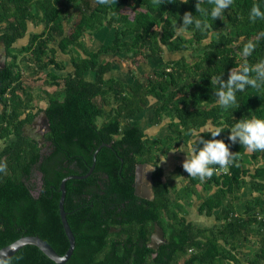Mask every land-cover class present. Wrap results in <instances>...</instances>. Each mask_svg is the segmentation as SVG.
Returning a JSON list of instances; mask_svg holds the SVG:
<instances>
[{"label": "trees", "instance_id": "obj_1", "mask_svg": "<svg viewBox=\"0 0 264 264\" xmlns=\"http://www.w3.org/2000/svg\"><path fill=\"white\" fill-rule=\"evenodd\" d=\"M115 1L118 0H104L103 3L99 0H0V42L7 55L6 65L0 70V105L3 107L0 141H9L12 133L16 136L0 149V160L7 162V170L0 172V249L21 237L37 236L58 255H64L68 241L59 216V184L68 176L87 174L96 152L91 178L65 182L63 209L75 239L73 253L65 264L160 262L158 258L157 261L150 259V250L145 245L149 221H157L164 232L165 243L160 251L168 252V261L171 260L166 264L176 263L179 257H182L181 264H216L220 261L264 264L261 225L255 228V234L260 237L258 251L244 261H239L238 254L218 244V235L235 239L258 223L257 217L264 213V200L258 198L246 211L259 206L258 212L245 218L233 216L231 204L222 207L228 198H236L233 195L244 184L246 176L254 179L253 189L261 190L264 196V183L259 182L264 179V150H254L252 157L259 156L262 166L248 174L241 167V156L247 148L238 142H229V129L226 128L216 138H223L233 152V162L227 171L220 165H212L214 173L200 178L192 177L180 168L181 175L187 178V186L183 188L186 197L194 192L197 184L207 192L213 191L198 205V214L211 216L214 210H220L215 220L217 223L222 221L221 229L217 226L214 229L199 228L185 220L181 214L184 210H178L181 207L176 200L170 199L168 185L162 181V169L152 156L153 148L162 140L147 138L142 128L130 121L149 106L151 100L155 101L151 124L158 125L167 119L163 140L168 139L177 147L184 145L190 130L200 131L205 124L228 126L240 118H264V89L246 86L243 91L237 90L238 106L225 109L216 103L214 90L218 85L212 82L221 73L222 78L227 79L229 69L238 67L241 62L239 52L249 41L256 45L247 57L249 64L264 59V18L249 19L251 6L255 3L264 9V0H233L223 15L215 18L210 15L214 0H200L201 8L207 9V14L197 11V0H135L137 11L124 4L120 7L112 5ZM72 8L75 13H71ZM185 11L208 22L205 30L196 29L194 25L185 29L190 33L188 44L176 30ZM69 17L72 21L65 27L63 20ZM30 20L36 23L34 26H40V31L29 34L27 44L16 48V42L26 35ZM116 22L120 28H115L109 45H101L93 51L82 43L85 33L98 32L104 24L114 28ZM211 33H214V39L204 44ZM54 42L56 46H50ZM162 46L170 52L190 50L192 56L189 60L180 57L162 61L145 81L127 87L121 80L109 76L112 62L101 56L125 53L130 61L139 64L138 58L145 60L146 52L153 57L159 56L163 52ZM24 53L32 56L43 70L52 67L69 71L67 76L54 72L47 74L52 84L60 89L47 94V106L40 110L45 113L50 129L46 140L52 143L53 154L63 157L56 162L68 164L64 172L62 167L55 171L53 167L46 169L40 163V148L21 133L22 125L30 118L20 120V109L28 108L30 96L22 100L15 95L11 99L3 97L12 88L26 94L15 68L18 56ZM57 54L70 56L71 69L65 67L63 60L55 58ZM87 75H92L93 79H88ZM111 100L116 106L105 110L106 105H112ZM140 162H153L155 167L152 176L154 200L146 205L138 204V198L133 195L134 166ZM71 164L73 168H69ZM31 171L43 174L42 187L28 181ZM95 177L100 179L104 190L99 188L93 194L91 213H88L89 208L76 213L72 193L77 185L83 187L84 181H92ZM101 191L105 198L118 199L119 205L112 212L120 210V213L115 217L102 215V208L98 207L100 202L96 201L101 199ZM104 210L108 212V205ZM119 219L122 222L119 223ZM110 227H120L123 234H127L129 241L124 247L112 239L114 237L108 233ZM137 233L141 243L132 242ZM227 238L225 242H228ZM231 248L235 249L234 246ZM132 251L135 257L130 259ZM103 252L106 255L101 256ZM5 261L7 264H56L33 245L23 246Z\"/></svg>", "mask_w": 264, "mask_h": 264}, {"label": "rangeland", "instance_id": "obj_2", "mask_svg": "<svg viewBox=\"0 0 264 264\" xmlns=\"http://www.w3.org/2000/svg\"><path fill=\"white\" fill-rule=\"evenodd\" d=\"M122 4H124L126 8L128 7L133 11H137L138 7L135 4V0H128L127 2L118 0L112 3V5L117 6V7H120ZM71 13H75L74 8H72ZM71 21H72V18L70 17L63 20V22L65 23V27H67L71 23ZM27 23H28L27 33L23 38L19 39L16 42L15 44L16 48H20L27 44L29 34H31L32 32L37 33L40 31V26L39 25L34 26L33 24H36V23H34L33 20H30ZM115 28L117 29L120 28L119 22H116L114 24V28H108L104 24L98 32L104 29L106 31L112 30L113 38H114ZM176 30H177L178 35L181 38H183V40L186 41V44H188L190 41L189 40L190 33L186 30L181 31L179 28ZM98 32H95L93 34L96 35L98 34ZM91 35L89 33H85L84 37L81 40H82V43H84L86 46L89 47V49L95 51L98 49V47L104 44L103 43L98 44V40L96 41L95 44H93L90 38ZM214 37H215L214 33H211L209 35V38L204 42V44L213 40ZM105 40L107 39L105 38ZM50 46L55 47L56 42L51 43ZM162 48H163V52L159 56L153 57L150 53L146 52L145 60H141V57L138 58L139 63L143 61L142 65L134 64L132 61H130L129 58L126 57L125 53L110 54L109 55L111 56L110 61L112 63L115 62L117 64L116 68L113 69V71L111 72V77L121 80L123 84L127 87L129 84H136V83L145 81L146 76L151 74L153 71H155L156 66L162 61L172 60L175 58L178 59L180 57H184L187 60H189L190 56H192V52L190 50L180 51V52L179 51L170 52L165 46H162ZM69 57L70 56L68 54L66 55L57 54L55 58H57L58 60H63V62L65 63V67L68 69H71L70 64H69ZM45 58H47V56ZM46 60L47 59H45V61ZM39 67H40V64L36 63L34 59L32 58V56H30L29 54L24 53L23 55L18 56L15 68L21 76L20 83L23 88V91H25L26 94L25 93L21 94V92L15 91L14 88H12V90H10L8 94V98L11 99L12 96L15 95L19 97L20 100L24 99V97H26L27 95L30 96L27 109L32 113L40 111V110H44L45 107L47 106V94H51L55 90L60 89L59 87H56L55 85L52 84L47 74L49 72H54L55 74H58L59 76L69 75L68 70L58 71L52 67H49L46 70H43L41 67L40 68ZM34 69L37 71L35 72ZM87 76H88V79H93L92 75L91 77L89 75ZM154 103L156 102L151 100L150 105L145 107L142 112L132 117L130 121L131 123L138 125L140 128H142L147 138L150 137V138L162 140V142L156 148H153L154 150L152 151V156L154 158L155 163L162 169V181L168 185L170 199L176 200V204L181 207V208H178V210L179 211H181V209L184 210L185 213L181 212V214L184 216L185 220L191 223L192 225L197 226L199 228H210V229H214V227L217 226L218 229L219 228L221 229L222 221L218 223L216 220H214L215 223H213L212 221V217L214 216V213L217 211V209L213 211L211 216H206L205 214H198V211H197L198 205L204 199H206L207 197H210L209 195L212 192H207L201 184H197L194 187V192L189 197H186L184 195L183 188L187 186V180H186L187 178L181 175L180 168L182 167V161L185 159V154L184 152L178 150L179 147H182L183 145H179L175 147L173 143L168 141V139L163 140V138L166 136V126H167L166 120L167 119H164L161 122V124H158V125L151 124V121L153 118L152 110H153ZM115 106L116 104L112 102V105L108 104L105 106V110H109L111 107H115ZM98 122H101V120H98ZM202 134H204L206 138L211 137L209 133H202ZM9 141L1 140L0 149L3 146H5ZM258 154H260V152ZM248 156H250V154ZM247 159H249V157L247 158L246 155L244 154L243 156H241V163L243 162L244 164H247V162L250 161V164L255 166V163H254V160H252V157H250V160H247ZM255 168L256 167H253V170ZM259 182L264 183V179L259 180ZM253 191L259 194V196L256 197L255 199L258 198L261 201L264 200V196L261 190L253 189ZM240 194L241 193L239 189L235 192L233 196L240 197ZM257 208L259 210L260 207L258 206ZM263 215L264 213L257 217L258 223L254 224L253 226L254 228H258L259 225H261L260 228L262 230V216ZM208 217H211V218H208ZM244 235L247 237L246 238L247 241L245 240ZM252 236L253 234L247 235L246 233H244V234L238 235L235 239H232V238L230 239V238H227L228 236L224 237V234L218 235V244L220 246L230 249L232 253L234 252L238 254L239 258L242 261H244L247 258L254 255L258 251L260 237L258 236L252 237ZM225 238L228 239V242L224 241ZM231 246H234L235 249L231 248ZM243 249L245 250L243 251ZM245 256H249V257H245ZM181 263H182V257H179L176 260V263L174 264H181ZM216 264H232V263L220 261Z\"/></svg>", "mask_w": 264, "mask_h": 264}, {"label": "clouds", "instance_id": "obj_3", "mask_svg": "<svg viewBox=\"0 0 264 264\" xmlns=\"http://www.w3.org/2000/svg\"><path fill=\"white\" fill-rule=\"evenodd\" d=\"M103 3L104 0H99ZM233 0H214L211 8L212 18L221 17L224 9L228 8ZM195 7L197 11L207 14V9H202L200 0H197ZM257 17L264 18V9L259 4H253L249 10V19L255 20ZM194 25L196 29L205 30L208 22L202 17L195 16L191 11H185L182 16L181 31ZM255 44L247 42L239 52L241 62L238 67L229 69L227 79L222 78V73L213 78V83L218 85L214 94L216 103L227 109L230 106H238L237 90L243 91L246 86H251L257 90L264 89V59H260L255 64H249L247 57L251 55ZM254 73L255 75H250ZM229 129L227 140L231 143L238 142L246 146L250 151L264 150V118L253 116L252 118H240L232 125L225 126L205 124L200 131L190 130V135L179 151L184 152L185 159L182 167L188 175L204 178L211 176L215 169L212 165H220L225 171L233 162V152L230 151L229 143L223 138H216L224 129ZM202 133H209L212 138H206ZM7 170V162L0 160V172ZM0 264H7L0 261Z\"/></svg>", "mask_w": 264, "mask_h": 264}, {"label": "flooded vegetation", "instance_id": "obj_4", "mask_svg": "<svg viewBox=\"0 0 264 264\" xmlns=\"http://www.w3.org/2000/svg\"><path fill=\"white\" fill-rule=\"evenodd\" d=\"M0 43H2V42H0ZM1 52H2V50L0 49V64L3 63V67L0 66V70L4 68V66L6 65V61H7L6 53H5V56L3 58V56H1ZM4 52H5V49H4ZM7 96H8V92L5 93V95L3 97L6 98ZM2 109H3V107H2V105H0V111H2ZM41 112L42 111L35 112L34 116L32 117L33 113L30 112L26 107L23 109L22 108L20 109V115H19L20 120H27L30 118V120L24 122V124L22 125L21 133H22V130H24V129L27 132H30L27 127L29 125H31V123L33 122L34 119H37L40 117ZM47 134H49V131L43 133L42 138H41V143L39 144L38 142L30 139L28 136H26L22 133V135L24 137L28 138L30 141H34L37 144V147L40 148V153L42 155L40 163L42 162L46 169H49V168L51 169L53 167V169L55 171L56 169H58V167L59 168L62 167V169H63L62 172H64L65 168L67 167L68 164L67 165L65 163L59 164L56 162L58 159L62 160L63 157L59 154H53L54 148L52 146V143L50 141L46 140ZM15 138H16L15 133L10 134V141L15 140ZM138 166L141 167V168H139V170H137ZM73 167H74V165H72V164L69 166V168H73ZM154 172H155V167H154L153 162H140V163L135 164L134 171H133L134 178H133L132 186H133V195L136 198H138V204L146 205V203L154 200V194H153V188H152V176H153ZM32 174H34V175L32 176ZM90 174L87 177L91 178ZM136 175H139V180H140L139 181V187H140L139 193L141 194V197H138L135 195ZM34 176H35V180H33ZM43 178H44L43 174H40L38 171L34 172V173H33V171H31V175H30L28 181L30 183L34 182L36 184V186H38V187H42L44 184ZM86 178H84V180H86ZM70 180H73V179H70ZM77 180H82V179H77ZM99 180H100L99 178L96 180V177H95V178H92V181H89V180L84 181L83 187H80L79 185L76 186V188L80 189L79 191H77L75 188L74 193H72V203L74 206L76 205L75 206L76 213H78V211L87 210L88 208L90 209V211H88V213L92 212L91 209L93 207L92 206L93 194L98 192L99 188L104 190V186L101 185ZM102 192L103 191H101V193H100L101 199H96L97 202H100V203H98V207L102 208V215H106V216L110 215V216L115 217L116 215H118L120 213V210L118 212H112V210L119 205L118 199L116 197L105 198L104 193H102ZM104 198L106 200L105 202H104ZM105 205H108V212H106L104 210ZM121 207L125 208L124 205H121ZM65 214L67 217V213H65ZM135 216H139V215L135 214ZM118 221L120 223V222H122V219H119ZM96 222H97V220H96ZM157 226H159L157 221H149L146 224V229L148 232V239L145 242V245L150 250V259L153 261H157V258H158V261H160L158 263H151V264H166V263L170 262L171 260L168 261V252H166V251L161 252L160 251L161 246L165 243V235H164V232L160 226L159 227L161 228L162 233H163V242H160L159 243L160 245H158L157 248L150 247V245L156 244L158 242V241L154 242L152 240V236L155 234V229ZM108 233L111 235V237H114L112 239H114L117 242H120L119 244L121 245V247H124L125 244H127L129 241L127 238V234H125V233L123 234L122 229L120 227H110L108 230ZM116 234H118L119 237H117ZM132 242L133 243H141L142 242V239L139 240V233L136 234V236L133 238ZM127 246L130 247L132 245H127ZM101 254H102L101 256L106 255L105 252H103ZM130 255H132V256H130L129 258L133 259L135 257V256H133V255H135V252L132 251V253ZM162 260H163V262H162ZM125 264H131V262H129V263L126 262Z\"/></svg>", "mask_w": 264, "mask_h": 264}, {"label": "water", "instance_id": "obj_5", "mask_svg": "<svg viewBox=\"0 0 264 264\" xmlns=\"http://www.w3.org/2000/svg\"><path fill=\"white\" fill-rule=\"evenodd\" d=\"M0 49L2 50L1 56H5L4 52V46L2 43H0ZM1 67H3V63L0 64ZM28 130L30 132H27L25 129L22 130V133L26 136H28L30 139L38 142L39 144L41 143V138L43 133L48 132L49 125L48 121L46 119L45 113L42 111L40 113V117L37 119H34L31 125H29ZM43 130V131H42ZM97 151V150H96ZM95 155L96 152L93 154V163L92 166L89 169V172L84 175V176H68L64 179L61 180L59 184V191H60V197H59V202H58V208H59V216L60 220L65 232V235L67 237L68 241V248L64 255L60 256L58 255L52 247L46 243L44 240L40 239L37 236H26V237H21L18 240L12 242L11 244L3 247L0 249V261H5L11 258L19 249H21L25 245H33L37 247L45 256H47L50 260L54 261L56 264H65L69 258L71 257L74 247H75V239L73 236V233L70 230V227L66 221L65 217V212L63 209V204H64V198H65V182L70 179H84L86 178L93 169L94 166V161H95ZM141 168L140 166L137 167V170ZM139 175H136V180H135V195L138 197H141V194L139 193ZM149 189V188H148ZM150 190V189H149ZM152 240L154 242H157L156 244L150 245L152 248H157L158 245H160V242H163V233L162 230L159 226L156 227L155 229V234L152 236Z\"/></svg>", "mask_w": 264, "mask_h": 264}, {"label": "crops", "instance_id": "obj_6", "mask_svg": "<svg viewBox=\"0 0 264 264\" xmlns=\"http://www.w3.org/2000/svg\"><path fill=\"white\" fill-rule=\"evenodd\" d=\"M107 31L104 29V30L98 32V34H96V35L95 34L91 35V37H90L91 38V42L93 44H95L96 41L98 40V44H102L103 43L104 45H109L111 43L112 39H113V32H112V30H107ZM105 38L107 40H105ZM98 46H100V45H98ZM101 56H104L103 58H105V59L106 58L111 59V56H109V55H101ZM139 64L142 65L143 64V61L140 62ZM139 64H137V65H139ZM116 65L117 64L115 62L112 63V70H111V72L113 71V69L116 68ZM111 72L109 73L110 74V77H111ZM249 154H250V156H248ZM252 154H254V151H250V150L246 149L245 155H246L247 158L249 157V159H247V160H250V157L253 156ZM252 160H254L255 166H253L252 164H250V161L247 162V164H244L243 162L241 163L242 169L246 170L248 172V174H253L254 173V170L255 169L253 170V167H256L257 168V167H261L262 166L261 165L262 164V160L260 159V157H256V158L252 157ZM252 181H254V179H252L250 176L244 177V184L240 188V193H241L240 194V197H236L233 200L231 198H228L226 201L223 202L222 207H226L228 204H231V206H232V208L234 210L233 216H238V217H241V218H245L247 216H251V214H253L255 212H258V208H255V210H253V211L246 212L247 211V207L250 206V205H252L253 202L256 200L255 198L259 196L258 193H256L255 191H253V186L251 184ZM211 194L212 193H210V195ZM219 211L220 210L217 209V211L214 213V216L216 214H218ZM214 216L212 217L213 223H215V221H214L215 220L214 219L215 217ZM208 218H211V217H208ZM202 222H204V221H202ZM253 226H254V224H252L250 227H248L249 229L247 231H242V234H244V233H246L247 235L253 234L252 237L257 236L255 234V228ZM239 235H241V234H239ZM244 238L247 241V239H246L247 237L245 235H244ZM244 250L245 249H243V251ZM245 257H249V256H245ZM239 261H242V260L239 259Z\"/></svg>", "mask_w": 264, "mask_h": 264}, {"label": "built area", "instance_id": "obj_7", "mask_svg": "<svg viewBox=\"0 0 264 264\" xmlns=\"http://www.w3.org/2000/svg\"><path fill=\"white\" fill-rule=\"evenodd\" d=\"M262 230L264 232V215L262 216Z\"/></svg>", "mask_w": 264, "mask_h": 264}]
</instances>
